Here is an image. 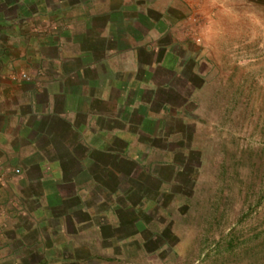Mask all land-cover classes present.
Instances as JSON below:
<instances>
[{"label": "rangeland", "instance_id": "374dc122", "mask_svg": "<svg viewBox=\"0 0 264 264\" xmlns=\"http://www.w3.org/2000/svg\"><path fill=\"white\" fill-rule=\"evenodd\" d=\"M125 10L165 88L74 159L0 152V225L22 248L0 264H264V0H0V17Z\"/></svg>", "mask_w": 264, "mask_h": 264}, {"label": "crops", "instance_id": "0c3cea01", "mask_svg": "<svg viewBox=\"0 0 264 264\" xmlns=\"http://www.w3.org/2000/svg\"><path fill=\"white\" fill-rule=\"evenodd\" d=\"M136 14L140 13L125 10L123 14L0 17V152L4 159L18 153L10 149L13 140L27 148L26 154L18 153L29 157L22 161H31L35 146L49 151H41L33 161L53 157L49 160L58 162V153L74 159L79 147L94 145V134L107 139L114 130L122 132L124 128L112 126L116 120L126 123L134 118L140 124L142 90L150 95L154 88H165L169 76L160 80L158 75L143 76L144 71L158 68L154 48L143 47L134 35ZM117 15L119 27L111 20ZM115 136L121 139L122 134ZM155 165L151 161L146 167L152 171ZM8 231L0 225L1 262L21 259L16 252L22 248L15 246L17 240L9 238ZM33 231L43 235L40 229ZM31 232L24 230L19 236ZM6 248L10 256L3 254Z\"/></svg>", "mask_w": 264, "mask_h": 264}, {"label": "built area", "instance_id": "2783aa9c", "mask_svg": "<svg viewBox=\"0 0 264 264\" xmlns=\"http://www.w3.org/2000/svg\"><path fill=\"white\" fill-rule=\"evenodd\" d=\"M21 77H22L23 79H27V78H28L25 74H22Z\"/></svg>", "mask_w": 264, "mask_h": 264}]
</instances>
